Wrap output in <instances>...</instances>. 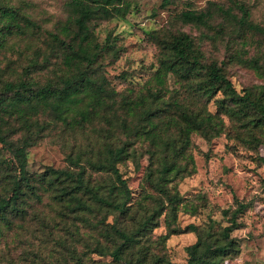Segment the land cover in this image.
<instances>
[{"label":"rangeland","instance_id":"rangeland-1","mask_svg":"<svg viewBox=\"0 0 264 264\" xmlns=\"http://www.w3.org/2000/svg\"><path fill=\"white\" fill-rule=\"evenodd\" d=\"M2 1L14 7L19 27L2 35L0 90L3 81L22 76L62 85L63 78L77 74L84 64L69 55L68 45L76 46L69 0ZM126 1L123 16L91 23L90 49L94 42L111 47L100 50L87 72L97 83L103 80L109 95L97 93L95 85L81 91L66 120L51 121L27 148L26 167L35 173L47 166L74 167L70 156L95 159L107 147L123 145L128 155L117 166L131 190L130 212L118 216L101 208L84 214V220L68 213L53 191L38 189L37 196L27 199L24 218L0 224V264H76L77 258L79 264H117L110 250L119 239L105 228L115 223L132 230L159 203L164 211L141 237L147 262L187 264L186 246L198 234L223 240L221 232L229 222L222 211L236 207L234 197L245 207L236 214L237 226L229 233L234 245L219 255L220 264H264V116L258 109L231 103L221 89L205 95L198 88L199 78L185 79L166 70L153 37L189 34L202 61L221 66L236 91L248 90L264 99V74L252 66L253 59L264 66V0ZM211 1L236 19L243 4L245 23L225 18L213 7V27L178 17L182 10L208 8ZM32 60L37 61L34 66ZM186 113L204 119L205 133L189 124ZM50 119L49 114L40 116V121ZM172 162L180 172L165 177L161 167ZM89 175L94 184L110 179L106 171ZM162 176V185L179 197L175 218L155 185ZM200 264L213 263L205 257Z\"/></svg>","mask_w":264,"mask_h":264},{"label":"trees","instance_id":"trees-1","mask_svg":"<svg viewBox=\"0 0 264 264\" xmlns=\"http://www.w3.org/2000/svg\"><path fill=\"white\" fill-rule=\"evenodd\" d=\"M209 4L210 7L205 9L182 10L178 17L183 22L213 27L211 24L213 18L211 7H213L225 18L236 19L228 8L213 1ZM128 5L126 0H69L76 43V46L68 45L69 55L70 59L77 58L78 63L84 66L73 77L63 78L62 85L50 80L40 83L31 76H22L18 80L2 82L0 90V224L11 223L16 217L24 218L27 199L32 195L37 196L38 189L53 191L54 197L63 203L68 213L84 220H88L83 216L84 214L100 211L101 208L117 212L118 216L129 214L128 201L131 197V190L117 166V163L128 155V150L123 145L107 147L106 153L100 154L95 159L87 157L85 161H81L80 154L70 156L69 163L74 167L47 166L37 173L30 172L26 167L27 148L38 140L45 129L50 127L51 121L66 120L69 111L80 101L81 91L85 88L88 90L90 86L95 85L94 89L97 93L108 94L103 87V80L97 83L87 72V68L91 67L100 50L111 47L110 43L99 45L94 42L92 45L94 50L90 49L91 23L116 15L123 16ZM238 8L241 15L236 20L245 23L247 8L243 4H239ZM5 15H8V19L2 20ZM15 18L14 7L0 0V43L5 32L18 29V24L14 22ZM52 36L55 39L58 38L56 34ZM153 37L161 48L160 64L166 70L177 72L185 79L199 78L198 88L205 95L210 96L216 89H221L223 95L231 103L258 109L264 116V99L252 96L248 90L242 94L236 91L221 66L215 62L202 61V54L189 34L179 32L171 39H167L160 38L154 33ZM36 63L37 61H31L33 66ZM252 63L258 73L264 74V66L260 65L257 59H253ZM37 67L40 68V66ZM43 114L52 115V120L40 121V116ZM185 115L193 128H198L205 133L203 118L188 113ZM165 145L169 146L168 140L165 141ZM5 151L9 155H4ZM96 171L109 172L110 179L104 183L94 184L89 174ZM161 171L167 177L170 173L180 172V166L175 165L174 162L166 163L161 167ZM164 176L155 185L159 187V191L164 193L168 201V209L175 218L179 197L176 194H170L168 188L162 185ZM148 180H152L151 172L148 174ZM234 200L237 205L230 213L228 209L222 211L224 215H227L229 222L222 229L223 240L210 241L212 234H208L206 238L198 234V238L186 246L187 264H200L205 257H208L213 264H220L219 255L224 249L234 245V240L229 233L237 226L236 214L245 207V203L237 197H234ZM163 211V203L154 205L151 212L132 230L115 223L110 224V228H105L109 236H116L119 239L110 250L117 264H157L156 261L147 262L149 261L147 248L142 244L141 237L152 226L150 224L153 219ZM100 222H96L95 225ZM190 227V230L196 232L195 226ZM136 255L138 258L135 259ZM78 259L76 264H79Z\"/></svg>","mask_w":264,"mask_h":264}]
</instances>
